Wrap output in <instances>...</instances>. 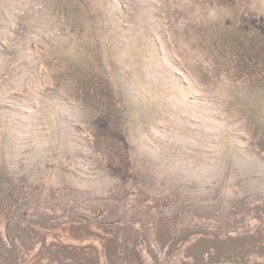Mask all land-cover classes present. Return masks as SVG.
I'll return each mask as SVG.
<instances>
[{
  "label": "rangeland",
  "instance_id": "374dc122",
  "mask_svg": "<svg viewBox=\"0 0 264 264\" xmlns=\"http://www.w3.org/2000/svg\"><path fill=\"white\" fill-rule=\"evenodd\" d=\"M0 264H264V0H0Z\"/></svg>",
  "mask_w": 264,
  "mask_h": 264
},
{
  "label": "trees",
  "instance_id": "16d2710c",
  "mask_svg": "<svg viewBox=\"0 0 264 264\" xmlns=\"http://www.w3.org/2000/svg\"><path fill=\"white\" fill-rule=\"evenodd\" d=\"M89 4V3H88ZM246 20V19H245ZM22 214V213H21ZM23 216V215H22ZM25 219H28L27 217H25V216H23ZM29 217H31V216H29ZM30 219H33V218H29V220ZM28 221V220H27ZM214 229V228H213ZM214 231V230H213ZM108 232L109 233H114V228H113V225H111V226H109V228H108Z\"/></svg>",
  "mask_w": 264,
  "mask_h": 264
}]
</instances>
